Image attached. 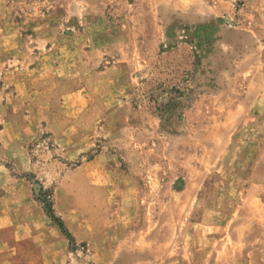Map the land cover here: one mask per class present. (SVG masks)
Returning <instances> with one entry per match:
<instances>
[{"label":"rangeland","instance_id":"1","mask_svg":"<svg viewBox=\"0 0 264 264\" xmlns=\"http://www.w3.org/2000/svg\"><path fill=\"white\" fill-rule=\"evenodd\" d=\"M0 264H264V0H0Z\"/></svg>","mask_w":264,"mask_h":264},{"label":"trees","instance_id":"2","mask_svg":"<svg viewBox=\"0 0 264 264\" xmlns=\"http://www.w3.org/2000/svg\"><path fill=\"white\" fill-rule=\"evenodd\" d=\"M51 212H52V214H53V211L51 210ZM52 214H50L49 212H48V215H52ZM52 218H53V216H52ZM55 221H57V220H55ZM62 229H63V224H62V222H59V224H58ZM69 235V234H68Z\"/></svg>","mask_w":264,"mask_h":264},{"label":"crops","instance_id":"3","mask_svg":"<svg viewBox=\"0 0 264 264\" xmlns=\"http://www.w3.org/2000/svg\"><path fill=\"white\" fill-rule=\"evenodd\" d=\"M53 259H55L56 258V256H51Z\"/></svg>","mask_w":264,"mask_h":264}]
</instances>
